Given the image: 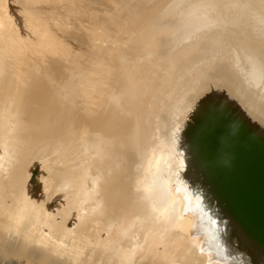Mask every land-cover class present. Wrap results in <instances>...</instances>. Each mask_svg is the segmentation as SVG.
Here are the masks:
<instances>
[{
	"label": "bare ground",
	"instance_id": "obj_1",
	"mask_svg": "<svg viewBox=\"0 0 264 264\" xmlns=\"http://www.w3.org/2000/svg\"><path fill=\"white\" fill-rule=\"evenodd\" d=\"M88 1L0 0V248L264 264V0Z\"/></svg>",
	"mask_w": 264,
	"mask_h": 264
},
{
	"label": "rangeland",
	"instance_id": "obj_2",
	"mask_svg": "<svg viewBox=\"0 0 264 264\" xmlns=\"http://www.w3.org/2000/svg\"><path fill=\"white\" fill-rule=\"evenodd\" d=\"M70 1L74 2V4L76 5V8L78 9L79 12L84 11V7H83L84 5H87L89 7V9L87 10L88 14L90 13L91 15H94L95 17L102 18L103 13L105 12V8H106L105 6L106 5L104 4V6H102V5H100L99 2H93V1H88V0H85V1L84 0H70ZM104 1H105V3L106 2L112 3L113 0H111V1L104 0ZM42 164H44L42 159H40V161L36 162L37 167H41ZM71 191L72 190H70L69 188H61L60 190H58L55 193V195H53L54 197H52V199L50 200V204H51L50 210H52L54 213H56L58 211V207H57L58 204H60L63 201V199L68 197L70 195ZM75 209H76V207H74V209L71 211V214L69 217L70 223L76 220L77 216L80 213L79 211H81V206H77V209L76 210ZM59 217H60V215H58V218ZM108 232L109 231L106 230L104 232V234H108V235L111 234V231H110V233H108ZM160 248H163V246H160ZM159 250H161V249H159ZM144 251H141L139 253V255L140 254L142 255V253L145 255L146 259H144V262H146L148 264L149 263L154 264L157 261L156 263H158V261L160 259H157V258H159L157 254H152L149 251L146 252L147 250H144ZM150 259L151 260L153 259V260L151 261ZM49 263L50 264H58L56 259L51 258L48 253H41V252H38L36 249L33 251H25L24 249H21L18 246L9 247L8 249L0 248V264H49Z\"/></svg>",
	"mask_w": 264,
	"mask_h": 264
}]
</instances>
